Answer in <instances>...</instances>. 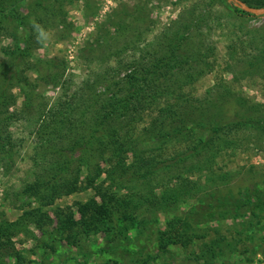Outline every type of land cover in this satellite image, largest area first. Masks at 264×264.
<instances>
[{
    "label": "rangeland",
    "instance_id": "obj_1",
    "mask_svg": "<svg viewBox=\"0 0 264 264\" xmlns=\"http://www.w3.org/2000/svg\"><path fill=\"white\" fill-rule=\"evenodd\" d=\"M17 7L31 14L32 56L14 58L13 48L22 43L17 37L16 45L11 19L3 21L0 84L6 70L16 74L7 91L14 102L0 115V134L10 140L0 145V222L14 221L35 206L24 193L27 184L60 162L56 151L68 148L79 135H88L90 112L82 113L85 105L99 107L100 98L109 92L121 93L131 71L141 80L144 69L152 68L177 38L186 41L181 49L183 64L152 82L161 93L157 102H141L140 110L106 121L103 130H109V124L117 126L120 139L121 129L134 125L131 133L141 142L139 149L150 161H161L184 151L196 137L178 135L159 144L144 141L156 125L168 130L179 124V109L169 114L176 105L183 109L189 105L194 117L204 122L230 116L237 109L240 119L260 124L223 129V140L210 152L201 151L184 163L158 170L145 183L129 181L131 167L123 174L118 168L111 191L128 195L129 202L118 215L102 221L104 225L94 220L68 232L55 230V207L70 206L78 221L82 218L79 203L91 198L100 201L91 187L57 198L43 208L51 221L40 227L28 220L8 248L0 249V264H202L197 259L204 248L216 249L215 264H264V209L232 218L205 214L202 209L210 198V186L231 187L234 193L241 185L243 191L256 188L252 200L259 196L264 201V128L260 127L264 124V14L243 13L230 0H24ZM36 58L52 60L53 68L36 66ZM145 81L141 80L148 90ZM25 90L31 93L28 106ZM98 94L101 97L96 98ZM160 108L169 111L160 113ZM51 115L54 119L66 115L74 124L65 123L63 130L51 135L39 134L40 119ZM93 147L92 159L104 167L102 159L117 150L96 148V142ZM154 147L157 150L149 152ZM130 158L127 155L124 162L127 167ZM204 158H210V163L196 170ZM79 162L72 163L73 172ZM206 170L213 172L209 183ZM84 171L81 168V175ZM105 177L102 173L96 184L107 187L110 180ZM181 177L198 184L184 196L165 199L182 184ZM11 246L20 261L11 256Z\"/></svg>",
    "mask_w": 264,
    "mask_h": 264
},
{
    "label": "trees",
    "instance_id": "obj_2",
    "mask_svg": "<svg viewBox=\"0 0 264 264\" xmlns=\"http://www.w3.org/2000/svg\"><path fill=\"white\" fill-rule=\"evenodd\" d=\"M23 1L24 0H7L6 2H0V24L3 21H8L11 19V26L13 30L11 33L15 39L16 45H18L17 37L22 43L20 47L17 48L14 46L16 48H13L12 50L17 52L14 57L15 59L21 57L25 59L26 56H32V45H30L32 42V35L30 33L32 26H28V24H30L28 21L30 20L29 18L31 17V14L29 11L28 13H21L18 11L19 7H17L18 4L22 3ZM242 1L249 6L264 7V0ZM241 11L251 15L246 11ZM175 40L176 41L174 42L173 47L167 50V53H164L158 57L155 61L156 64L152 66V68L144 69L145 73L141 77V80L145 81V77H149L145 81H149V83L147 82V87L149 88L148 90L142 85L144 82H141L140 79H137L135 71H131L124 78L123 82L125 87L121 93L117 94L109 92L108 96L106 95V97L104 96V98H100L103 103H98L99 107H96V104L85 105V109H83L82 113L84 114L88 111L90 112L89 123L91 124L89 126L88 135H79L77 138H74L70 141L68 148H65L64 150L59 149L56 151V153L61 154L62 159L60 162L54 165L52 164L48 170H46L44 173L37 174L35 178L27 184L24 189V193H28V195L34 199L36 205L29 207L30 209L28 210H24L22 215L14 221L3 220L0 222V249L8 248L9 243L12 242L11 239L13 238L14 234L17 231L25 230V223H28V220H32L40 227L44 226L48 221H51L47 212L43 211V208L53 205L57 198H60L64 195H69L79 191L80 189L88 187H91L93 190H95V195L99 196L100 198L99 203L95 202L94 198H91L85 203H79L78 211L82 218L78 221L75 219V213L70 206L64 208L59 206L55 207L53 210L56 218L55 230L58 228L62 233L66 231L68 232L79 223H88L94 220L99 224L104 225L105 223H102V221L108 218L110 219L111 216L118 215L120 211L125 209L123 207L126 205V203L129 202L128 195L121 194L117 196L116 192L111 191V185L113 184L115 172L118 168L123 174L124 169L126 170L127 168L131 167L132 171L129 176V181L145 183L147 179L158 170L184 163L187 159L191 158L195 154L198 155V153L201 151H211L213 148H215L212 146H216L217 143L219 144V142L223 140L220 137V131L223 129L226 128L232 130L242 125H245L246 127H256V124H260L255 123V121L250 119H240L237 109H234V114H231L230 116L216 119L211 122H204L194 117L195 110L190 108L189 105L185 104L184 109L183 105H176L172 107L174 111H171L169 114H174L173 112L179 109L178 114L181 116L179 118V124L170 125V129L168 127L167 130V128L161 129V125H163V123H160L161 127L156 125L150 132H146L144 141L150 140V142L154 141L155 144H159L160 142H164L165 139H173L178 135L193 134V136L196 137L191 140L189 145H186L184 151L177 152L176 154L170 156L167 160L161 161H154V159L150 161L149 156L145 154V151L143 149H139V143L141 142L137 143L135 137L133 139V133H131L133 130H135L134 125H132V127H128L125 130L122 128L121 130L123 131V138L120 139L117 137L119 136V133L116 129L117 126L114 127L113 125L109 124V130H103V125H105L106 121L109 123L111 119H115L120 116L127 118L131 116V112H137L140 110L139 104L141 102L148 100H150L148 102L151 103L157 102V100L161 97V93L158 89H156V87L154 88L152 82L159 79L161 76H164L168 69L183 64V55L181 49L186 42L185 37H180ZM34 60L36 66L38 65L45 70L53 68L52 60H41L39 58ZM15 74V71L12 69L6 70L3 74V81L0 84V115L4 112L7 106H9L10 102L11 104L14 102V97L12 94L11 101H9L10 94H8L7 91L9 92V86L11 84L10 80H12ZM23 95L25 97L24 104L28 106L30 104L31 93H29L28 90H25ZM98 97L101 96L98 94L96 98ZM178 100L180 101L181 98ZM166 110L169 111V108H160L159 112L162 113ZM8 114L11 117L13 115V113ZM40 120V125L37 127V132L39 134L43 132L51 135L54 130H63L65 123H70L72 125L74 124L73 119L67 117L66 115H62L57 119H54V116L51 115L49 116V119L46 118L45 120ZM137 120H132V122L135 123ZM76 121L78 120H75V124L77 125L78 123ZM260 127L264 128V124L260 125ZM5 140L6 139H4L0 134V145ZM182 140L186 141L187 137ZM6 141L9 142V138ZM93 142L97 143L96 148L101 146L108 148V146H111L112 149H117L112 155L110 154L109 157L102 159V161L105 162L106 167H104L100 161L95 162V160L92 159L95 152ZM12 146L13 144H11V147ZM155 150L157 149L154 147V149H149V152H154ZM66 151L68 152V155L66 154ZM74 153H77L78 155L76 158L72 159ZM127 155H130L132 158L131 165L128 167L124 164ZM75 160H80V162L76 164L77 166L73 172L71 170V165ZM202 161L205 162H197V167H195L196 170L202 171L203 164H209L210 158H204ZM193 165L194 164L190 166ZM81 168L85 169V171L82 172V175ZM192 169H190V172ZM102 173L106 175L105 178L110 180V187L108 185L107 187L103 188L102 184H96ZM212 175L213 172L210 173V171L206 170V183H209L210 180H212ZM181 178L183 180L182 184L175 186L176 188L173 190V195H169L168 197L165 196V199L184 196L197 183L196 181L188 180V178ZM178 179H180V177ZM237 184L241 185L242 182ZM108 189H110V191ZM232 190L233 189L231 187H226V189H218L215 186H210V192L207 193L210 198L207 199L204 207L202 208H205L204 213L209 215L216 214L217 217L226 214L232 218L233 216H237L235 214L241 215V212H249L250 215H255V209H259L260 211L264 209V201H262L259 196H256L255 201H253L251 198L252 193L257 191L256 188L253 191H251L250 188H245L243 191V186L241 185L240 188H237L235 193ZM150 193H152V191H150ZM242 195H244V197H242ZM45 219L48 220L44 221ZM10 248L12 249L11 256H13L14 260L20 261L18 251H15L13 246ZM215 250L216 249L212 248L202 249L199 251L197 260H202V264H215L212 261L214 258H216Z\"/></svg>",
    "mask_w": 264,
    "mask_h": 264
},
{
    "label": "water",
    "instance_id": "obj_3",
    "mask_svg": "<svg viewBox=\"0 0 264 264\" xmlns=\"http://www.w3.org/2000/svg\"><path fill=\"white\" fill-rule=\"evenodd\" d=\"M237 5L241 10L246 11L250 14H264V7L249 6L242 0H230Z\"/></svg>",
    "mask_w": 264,
    "mask_h": 264
}]
</instances>
